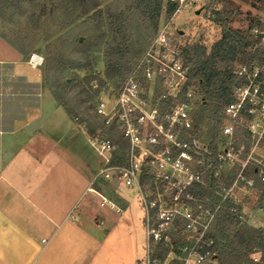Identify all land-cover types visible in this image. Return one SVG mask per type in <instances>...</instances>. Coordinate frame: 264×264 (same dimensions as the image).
I'll return each mask as SVG.
<instances>
[{
	"label": "built area",
	"instance_id": "1",
	"mask_svg": "<svg viewBox=\"0 0 264 264\" xmlns=\"http://www.w3.org/2000/svg\"><path fill=\"white\" fill-rule=\"evenodd\" d=\"M248 36L252 44L232 69L215 128L200 113V82L190 77L185 46L168 22L117 86L90 83L98 89L93 118L81 123L100 162L87 189L117 212L93 185L124 200L123 190L135 192L145 234L141 264H218L214 224L222 210L259 232L241 264H264V22Z\"/></svg>",
	"mask_w": 264,
	"mask_h": 264
},
{
	"label": "crops",
	"instance_id": "2",
	"mask_svg": "<svg viewBox=\"0 0 264 264\" xmlns=\"http://www.w3.org/2000/svg\"><path fill=\"white\" fill-rule=\"evenodd\" d=\"M44 57L42 43L24 54L0 36V264H140L142 210L88 191L100 160Z\"/></svg>",
	"mask_w": 264,
	"mask_h": 264
},
{
	"label": "trees",
	"instance_id": "3",
	"mask_svg": "<svg viewBox=\"0 0 264 264\" xmlns=\"http://www.w3.org/2000/svg\"><path fill=\"white\" fill-rule=\"evenodd\" d=\"M0 3V13L12 9L20 17L32 22L33 35L28 32L15 34V40L0 30V36L24 54L38 43L44 45V50L49 46L52 34L47 32V28L51 24L59 25L60 29H63L69 22L85 15L94 19L104 16L111 37L103 54L104 78L90 73L84 76L79 83L78 94H83L82 99L90 102L86 106L88 119L93 118L91 110L98 94V89L92 88L90 83L97 80L100 86L108 83L117 86L142 52L140 48L136 51L133 49L134 40L127 31L128 22L137 18L143 23H149L154 35L162 7V0H125L108 6L104 11L99 8L100 0H0ZM176 7L175 1L166 0V16L170 17ZM229 20V17L222 20L223 35L211 45L208 52L201 45L185 46L187 62L190 65L189 75L200 82L198 90L202 103L200 113L204 112L209 119L214 121V128L218 124L221 107L227 99V91L233 82L232 69L236 56L242 46L249 47L252 44V39L248 35H240L229 29L227 26ZM39 29L42 30L41 36H39ZM77 44L83 43L77 39ZM89 64L87 60L85 65ZM59 71H61L59 60H49L47 56L46 76L53 92L52 78L59 84L65 85L68 81L78 78L75 73L72 77L62 76ZM54 95L61 100L55 92ZM60 103L69 114L73 113V110H70L65 103L61 101ZM82 117L80 119H86ZM88 124L89 129H92L93 123ZM214 237L218 264H241L247 260L248 253L258 243L259 232L246 224L239 223L238 218L231 212L222 210L214 224ZM165 251L164 248H158L156 255L163 258Z\"/></svg>",
	"mask_w": 264,
	"mask_h": 264
},
{
	"label": "rangeland",
	"instance_id": "4",
	"mask_svg": "<svg viewBox=\"0 0 264 264\" xmlns=\"http://www.w3.org/2000/svg\"><path fill=\"white\" fill-rule=\"evenodd\" d=\"M120 1L125 0H100L99 8L104 11L108 6L115 5ZM174 1L177 3V7L171 16L167 17L165 14L166 0H162L156 31L168 22L170 31L175 34L180 43L184 46L201 45L206 48L207 52L211 45L222 37L221 22L225 17L230 19L227 24L229 29L244 36L248 35L252 26L264 22V0ZM0 30L13 40L16 38L15 34L20 35L28 32L33 35L34 32L32 22L20 17L12 9L0 13ZM127 31L134 40V51L140 48L142 52L156 34L155 32L153 35L149 23H143L137 18L128 22ZM47 32H51L52 36L49 40V46L45 48V64L47 56H49V60H59L60 75L72 77V74L75 73L78 76L77 79L68 81L66 85L59 84L52 78L53 90L61 97L60 101L65 103L70 110H73V114H81L82 118H87L86 106L90 102L82 99L83 94H78L79 83L84 76L90 73L104 78L103 54L111 38L105 18L101 16L94 19L85 15L69 22L63 29H60L59 25L51 24L48 26ZM35 33L37 34L36 31ZM41 35L42 30L39 29V36ZM77 39L83 44H77ZM247 53L248 47L242 46L233 65L245 60ZM87 60L89 65H85ZM79 66L82 67L79 68ZM197 98L201 107V96L198 94ZM95 185H93L94 188ZM122 195L128 202L138 204L133 190H123ZM140 256L143 257V251Z\"/></svg>",
	"mask_w": 264,
	"mask_h": 264
}]
</instances>
